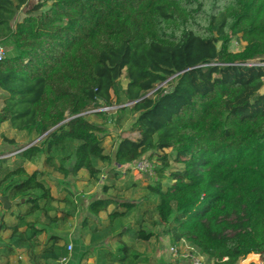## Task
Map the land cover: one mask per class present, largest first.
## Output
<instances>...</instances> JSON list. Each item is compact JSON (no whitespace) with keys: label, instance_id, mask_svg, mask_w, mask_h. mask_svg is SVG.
I'll use <instances>...</instances> for the list:
<instances>
[{"label":"trees","instance_id":"1","mask_svg":"<svg viewBox=\"0 0 264 264\" xmlns=\"http://www.w3.org/2000/svg\"><path fill=\"white\" fill-rule=\"evenodd\" d=\"M28 1L0 0V39L13 49L0 60V125L41 137L0 179V196L25 206L0 221L9 232L2 254L22 249L29 264L68 256L59 235L35 242L44 229L35 224L50 226L72 211L50 214L54 201L68 199L54 196L44 171L28 173L25 162L43 156L42 166L63 177L84 170L97 179L96 161L122 167L148 153L160 179L147 195L171 245L188 241L204 264H238L248 254L264 264V0H36L15 19ZM234 37L242 50L228 49ZM168 78V90L142 96ZM125 102L136 112L137 136L121 137L110 155L104 130L82 112L90 103ZM170 159L179 166L162 183ZM86 209L107 218L83 223L90 244L110 234L117 242L114 250L97 247L98 264L146 262L136 242L153 233L141 221L120 227L137 203L103 196ZM37 213L45 221H27Z\"/></svg>","mask_w":264,"mask_h":264},{"label":"rangeland","instance_id":"2","mask_svg":"<svg viewBox=\"0 0 264 264\" xmlns=\"http://www.w3.org/2000/svg\"><path fill=\"white\" fill-rule=\"evenodd\" d=\"M35 1L36 0H29L27 6L22 7V9L15 15V19H21L27 7ZM0 43L3 46L4 55H11L13 53L9 38L0 39ZM244 45L245 42L234 37L230 42L228 49L236 52L242 50ZM171 80L172 78H168L164 82L157 84L155 88L142 94V96H151L153 91L157 88L168 90L170 88L169 84ZM120 82L124 85L125 80L123 77L120 78ZM259 92H264V85ZM97 111H101V114L97 115V113H95ZM82 114L104 130L103 145L105 153L107 154H113L115 145L121 137L134 139L137 136L136 131H133L131 128L132 122L136 117V112L133 110L131 102H125L121 105L114 106H100L96 103H90ZM40 138V136L17 131L11 128L7 122L0 125V179L7 167H13L19 163L18 154H13L12 152L27 143H38ZM165 151L168 152L170 150L166 149ZM138 159L147 160L150 165L149 171H138L133 162L119 167L112 162L102 163L96 161L95 164L100 169V175L97 179L88 178V175L84 170L79 171L76 175H68L61 178L60 174L43 167L42 161L39 162L40 160L32 161V165L27 164L26 168L28 173H31L34 170L32 167L44 171L41 178L45 184L54 191L53 193L58 192L56 194L57 198L65 197L68 199V202L65 203L54 201L52 203L53 209L50 214L61 217L63 213H67L66 211H72L71 214H67L68 217L66 219H60L50 226L41 225L40 223L35 224L36 227L44 226L43 232L35 239L37 245H42L51 234L59 235L63 238L64 246L66 247L68 256H70L65 264H98L96 260L98 251L97 247L103 246L110 250H114L117 246V242L115 241L113 234H110L101 242L90 244L88 239L89 229L82 225L85 221L98 225L107 223L105 213L93 216L87 211L86 207L88 202L92 199L103 196H113L119 201L127 200L137 203V209L120 221V227L122 230H125V228L136 227L138 221H141L143 227L153 233V236L149 241L136 242L138 248L144 252L146 257V262L140 264H187L183 259L172 254L170 252V247L177 248L180 252L186 249L194 254H196V250L191 248L192 246L190 243L184 239H181L178 245H171L169 242V236H167L164 231V225L157 221L156 216L152 212L151 203L154 201V198L147 195L146 186L153 184L160 179L158 173L155 171L158 165L156 159L154 157L149 158L148 153L143 154ZM71 162L72 161H67L66 165L70 166ZM178 166L177 163L172 162L170 159L169 166L164 169L163 175L165 178L161 180L162 183L169 181V171ZM104 186H107L106 190L103 189ZM18 200L19 199L16 198L10 201ZM20 201H22V199H20ZM9 208L10 210L6 211L0 206V221H13V214L16 213L17 210L22 211L25 206L17 207L15 204H12ZM72 208L74 209L72 210ZM110 208H112V206H110ZM35 218H38L41 222L45 221L43 215L40 213L29 216L26 219L27 221H32ZM8 233L7 230H0V259H6L10 261L11 264H29L22 249H15L9 256L2 254V249L7 243L6 239ZM123 239L131 241V238L128 235L124 236ZM68 245L71 246L70 249L68 248ZM59 262L57 264H59ZM205 264H213V262L207 260ZM238 264H262L261 255L254 254L250 256L248 254L241 259Z\"/></svg>","mask_w":264,"mask_h":264},{"label":"built area","instance_id":"3","mask_svg":"<svg viewBox=\"0 0 264 264\" xmlns=\"http://www.w3.org/2000/svg\"><path fill=\"white\" fill-rule=\"evenodd\" d=\"M4 57V49L3 46L0 43V60ZM29 144L23 145L22 147H19L16 149V151L12 152L13 154L16 153H20L21 151H23L25 148H27ZM11 153V154H12ZM1 157V156H0ZM135 168L138 171H143V172H147L150 169V165L147 162L146 159H138L135 163ZM68 248L70 249L71 246L68 245ZM193 248V247H191ZM192 250V249H191ZM170 252L172 254H174L177 257H180L181 259H183L185 261V263L187 264H204V257L202 255H200L197 251L196 254L184 249L181 252L177 249V248H173L170 247Z\"/></svg>","mask_w":264,"mask_h":264},{"label":"crops","instance_id":"4","mask_svg":"<svg viewBox=\"0 0 264 264\" xmlns=\"http://www.w3.org/2000/svg\"><path fill=\"white\" fill-rule=\"evenodd\" d=\"M0 93H2V92H0ZM0 104H1V102H0ZM41 158V159H40ZM40 158H36L35 160H40L39 162H41L42 161V156L40 157ZM27 164H30V165H32V161H27V162H25V164H24V166H25V170L27 171V168H26V166H27ZM33 169H36L35 167H32ZM81 171V170H80ZM61 178H63V176L61 175ZM53 187L55 188V186L53 185ZM54 191H52V189H51V193L54 195V196H56V194L58 193V192H56V193H53ZM2 207V206H1ZM88 239H89V237H88ZM24 256H25V258H26V255L24 254ZM69 258H70V256H67L65 259H62V261L60 260V262L59 261H53V260H47L46 262L47 263H49V264H57L58 262H59V264H65L68 260H69ZM6 259H0V262H3V261H5ZM73 264V263H72Z\"/></svg>","mask_w":264,"mask_h":264},{"label":"water","instance_id":"5","mask_svg":"<svg viewBox=\"0 0 264 264\" xmlns=\"http://www.w3.org/2000/svg\"><path fill=\"white\" fill-rule=\"evenodd\" d=\"M0 202L3 210H6L10 205L15 204L17 201H10L6 195H2L0 196Z\"/></svg>","mask_w":264,"mask_h":264}]
</instances>
